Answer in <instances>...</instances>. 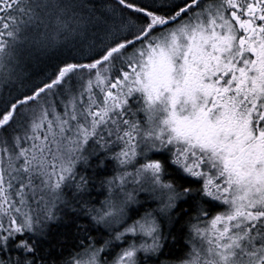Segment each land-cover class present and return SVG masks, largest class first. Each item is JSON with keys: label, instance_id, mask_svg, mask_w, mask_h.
<instances>
[{"label": "snow or ice", "instance_id": "snow-or-ice-1", "mask_svg": "<svg viewBox=\"0 0 264 264\" xmlns=\"http://www.w3.org/2000/svg\"><path fill=\"white\" fill-rule=\"evenodd\" d=\"M0 264H264V0H0Z\"/></svg>", "mask_w": 264, "mask_h": 264}, {"label": "trees", "instance_id": "trees-1", "mask_svg": "<svg viewBox=\"0 0 264 264\" xmlns=\"http://www.w3.org/2000/svg\"><path fill=\"white\" fill-rule=\"evenodd\" d=\"M50 54H51V53H50ZM43 67H44V63H39V64H36L32 70L35 71V72H38V71H40ZM97 190H98V191H103L102 189H99V188H98ZM100 198L103 199V196H101Z\"/></svg>", "mask_w": 264, "mask_h": 264}]
</instances>
